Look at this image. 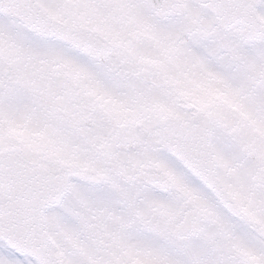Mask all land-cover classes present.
Wrapping results in <instances>:
<instances>
[{"label": "snow or ice", "instance_id": "obj_1", "mask_svg": "<svg viewBox=\"0 0 264 264\" xmlns=\"http://www.w3.org/2000/svg\"><path fill=\"white\" fill-rule=\"evenodd\" d=\"M0 264H264V0H0Z\"/></svg>", "mask_w": 264, "mask_h": 264}, {"label": "flooded vegetation", "instance_id": "obj_2", "mask_svg": "<svg viewBox=\"0 0 264 264\" xmlns=\"http://www.w3.org/2000/svg\"><path fill=\"white\" fill-rule=\"evenodd\" d=\"M68 68L69 71L75 72L76 76L81 75L79 72H76V70L71 66H68ZM199 86L200 88L195 89L198 92L197 95L191 93L190 89L192 88L190 87V85L185 86V98L188 99L191 103L200 104L202 106H208L213 104H227L232 108H239V104L235 100V98H230L229 94L223 91L222 89L208 87L203 82H201V85Z\"/></svg>", "mask_w": 264, "mask_h": 264}, {"label": "rangeland", "instance_id": "obj_3", "mask_svg": "<svg viewBox=\"0 0 264 264\" xmlns=\"http://www.w3.org/2000/svg\"><path fill=\"white\" fill-rule=\"evenodd\" d=\"M68 66H70V65H68ZM67 66V67H68ZM199 85H201V82H196V81H193L191 84H190V87L192 88V89H190V91H191V93L192 94H194V95H197L198 94V92L195 90V89H197V88H200V86ZM229 97L230 98H232V96H230L229 95ZM111 98L109 97V100H110ZM239 107V106H238ZM238 109V108H237ZM74 162V161H73Z\"/></svg>", "mask_w": 264, "mask_h": 264}]
</instances>
